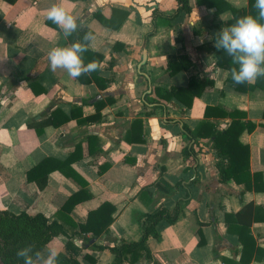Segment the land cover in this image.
<instances>
[{"label": "crops", "instance_id": "0c3cea01", "mask_svg": "<svg viewBox=\"0 0 264 264\" xmlns=\"http://www.w3.org/2000/svg\"><path fill=\"white\" fill-rule=\"evenodd\" d=\"M224 1L235 9L249 6V0ZM53 5L83 22L77 33L92 31L88 49L105 89L64 69L51 70L49 51L71 46L47 19ZM189 5L187 14L176 0H0V211L42 214L64 231L35 264H47L50 252L68 256L69 241L80 248L82 264H114L111 249L140 242L149 226L145 216L163 210L176 222H157L146 250L134 262L127 254L123 264H264V189L222 180L211 139L184 130L185 125L196 133L205 122L225 130L232 119L221 112L245 114L241 122L256 129L242 132L239 141L249 147L252 179L259 177L257 185L264 188V78L246 83L254 86L247 92L235 91L227 61L219 65L221 50L211 31L212 25L231 26L233 13H218L197 0ZM144 51L145 77L139 72ZM184 55L192 66L169 74V59ZM191 82L206 86L190 109L155 92ZM137 119L142 127L131 135ZM44 160L53 162L36 170ZM80 191L90 197L72 211L62 209ZM104 203L115 208L109 234L81 233L79 226Z\"/></svg>", "mask_w": 264, "mask_h": 264}, {"label": "trees", "instance_id": "16d2710c", "mask_svg": "<svg viewBox=\"0 0 264 264\" xmlns=\"http://www.w3.org/2000/svg\"><path fill=\"white\" fill-rule=\"evenodd\" d=\"M176 1L179 6V11L187 14L191 12L189 0ZM197 4L208 9H215L218 13L231 11L234 15V18L233 20L228 22L229 25L235 24L239 18L247 15H252L254 17L258 16L257 10L253 7V5L255 4V0H249V6L247 9H235L224 0H197ZM98 17L102 24L108 25V21L100 16ZM260 22L264 23V21ZM220 29V26H211V31H213L215 34ZM86 32H90L93 35L92 31H85L83 33L78 32L69 37L70 45L79 40ZM223 59L227 61V65L225 66L229 68V70L235 66L232 64V58L221 50L219 53V65H222ZM93 60L95 59L93 58L92 52L88 49V51L84 53L85 64ZM191 66L192 61L184 55L179 56L176 60L169 59L167 70L169 74L174 75L178 72L189 69ZM90 75L91 78L86 77V79H83V77L81 76L78 79L83 83H90V80H94L102 89H105V84H102L103 81L100 79V70L95 71ZM229 82L232 85L233 89L239 92H247L254 88V86L246 85V83L242 85L235 84L231 76ZM205 86V84L200 83L196 87H193V83L191 82L189 86L184 89L171 88L170 90H166L165 93H162L160 89H156L155 92L160 98L166 101L178 99L180 102H182L183 105L186 106L187 109H190L192 107L194 96L201 95V92L204 90ZM98 106L99 104L97 105V107ZM100 107L101 106H99L98 108ZM53 115L55 114H52L51 116ZM205 116H210L209 108L206 109ZM220 116L230 117L232 119V122H230L228 128L225 130H218L216 126L211 122L202 123L196 133H192L185 125L184 130L187 134L194 136L195 139H211L212 147L217 151V154L221 159L217 163V167L219 168L220 174L222 175V180L232 178L237 184L244 185L245 189H264L263 187L257 185V180L259 177L254 176L252 179V176L250 175L249 147L243 145L239 141V136L242 132H253L256 129V126L250 122H241V118H243L245 114L238 111H224L220 113ZM67 120L68 119H66V121ZM142 123L143 122L141 119H137L133 122L131 135L135 134L139 129H141ZM136 141L142 142L143 138H138ZM184 153L190 154V151L184 150ZM49 162L53 161H42L38 165V168L36 170H43L44 168H46V166H49ZM69 162L71 161L68 160L63 163L58 162V165L49 168L44 173V176H47L51 171H53V169H60L65 164H69ZM30 174L29 179H32V176ZM35 181L41 188L44 187L45 181L39 182L38 179ZM83 186L85 189L87 188V184H83ZM88 197H90V195L87 197H83L81 195V191L73 194L62 209H65L68 212L72 211V209L77 204L81 203ZM114 212L115 208L111 204H102L97 210L89 213L86 223L79 226L80 232L83 234H92V236L94 237L109 234V228L114 221L112 217ZM145 217L149 222V226L144 229L142 240L140 242L134 244L123 243L122 245L113 247L111 249L116 256V261L114 264H123V258L127 254H131L130 262L136 261L140 255V251L146 250V242L148 240V237L151 234L156 235L154 227L157 222L163 219L167 221V223L173 224L177 220V217L171 218L165 210L160 211L155 215H147ZM63 234V227L58 222H50L42 214L30 217L26 213L16 215L7 211H0V250L2 262L3 264H24L23 258L17 257V251L31 245L32 249L29 252V255L32 257V264H35L36 259L39 257L40 253L52 241V239ZM65 249L68 256H58V258L60 257V259H58V264H82L78 260V256L80 255L81 250L74 242L69 241L66 244ZM98 249L101 250L103 248ZM88 260L91 263L96 262L95 258L88 257Z\"/></svg>", "mask_w": 264, "mask_h": 264}, {"label": "clouds", "instance_id": "9594fccd", "mask_svg": "<svg viewBox=\"0 0 264 264\" xmlns=\"http://www.w3.org/2000/svg\"><path fill=\"white\" fill-rule=\"evenodd\" d=\"M253 7L258 16L247 15L239 18L235 24L221 28L215 34L214 47L222 50L232 58L231 78L237 85L254 83L264 78V0H255ZM47 19L56 24L62 31L64 39H68L83 22L78 24L77 18L62 5H53L47 13ZM94 37L90 32L68 47H54L48 53L50 68L64 69L72 78L87 76L95 71H102L98 61L85 64L84 53L88 51V42ZM29 245L17 251V257L23 258L24 264H32ZM47 264H58V253L49 254Z\"/></svg>", "mask_w": 264, "mask_h": 264}, {"label": "water", "instance_id": "95a60500", "mask_svg": "<svg viewBox=\"0 0 264 264\" xmlns=\"http://www.w3.org/2000/svg\"><path fill=\"white\" fill-rule=\"evenodd\" d=\"M146 63V51H144V56H143V60H142V62L140 63V65H139V72H140V74H141V76H146V75H144V73H142L141 71H140V68L144 65Z\"/></svg>", "mask_w": 264, "mask_h": 264}, {"label": "rangeland", "instance_id": "374dc122", "mask_svg": "<svg viewBox=\"0 0 264 264\" xmlns=\"http://www.w3.org/2000/svg\"><path fill=\"white\" fill-rule=\"evenodd\" d=\"M44 256H45V253H42L43 258H44ZM0 264H3L2 259H1V250H0Z\"/></svg>", "mask_w": 264, "mask_h": 264}]
</instances>
